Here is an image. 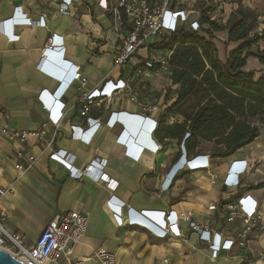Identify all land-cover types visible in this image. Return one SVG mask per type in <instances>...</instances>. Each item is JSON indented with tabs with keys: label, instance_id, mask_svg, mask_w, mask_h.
Listing matches in <instances>:
<instances>
[{
	"label": "crops",
	"instance_id": "obj_1",
	"mask_svg": "<svg viewBox=\"0 0 264 264\" xmlns=\"http://www.w3.org/2000/svg\"><path fill=\"white\" fill-rule=\"evenodd\" d=\"M60 1L0 0V129L7 126L10 130L39 133L19 140L10 139L0 131V187L12 188L1 199V207L7 214L6 228L24 234L26 242L31 244L50 217L69 210L84 211L88 214L87 229L82 239L72 246L70 256L73 260H84V264H99L89 259L96 250L113 253L119 264H164V259L167 264H243L235 248L216 251L199 237V232L206 229L220 233L224 238L233 235L234 222L227 221V211L222 209L228 201H236L246 212L264 209V186L250 189V185L264 182V133L227 157H210L209 169L184 168L168 187H165L167 175L185 158L178 141L165 139L162 147L155 150L133 141L126 130L147 137L149 143L152 140L158 142L155 133L149 131V122L128 117L127 121H117L113 127L105 124L111 112H124L128 116L142 114L138 104L127 98L126 92L115 94L110 100L103 96L94 99L95 104L87 115L97 119L100 125L89 142L71 137V125L89 126L78 112L79 95L95 88L109 89L118 79L130 76L133 67L145 60L149 50L139 49L129 66H115L116 42L104 8L105 3L113 0H75L68 15L58 12ZM194 2L174 0V5L189 11L190 15L197 13L191 9ZM17 9L34 21L43 16L44 23H13L10 30L18 38L10 39L4 21L20 17L16 15ZM227 17L222 24L227 23ZM187 20L188 17L182 27L186 28ZM214 34L213 42L220 59H226L228 51L241 43L228 41L226 29ZM52 35L59 37L60 43L49 47L47 39ZM47 47L60 60L79 69L85 80L84 86L77 81H68V78L57 79L38 67L44 62L48 68L63 74L64 66L57 70L49 63L44 52ZM243 70L251 71L253 75L259 73L261 77L264 76V63L250 56ZM142 79L157 90L155 96L162 108L166 109L175 101L178 86L171 83L169 73L145 75ZM43 90L52 96L53 120L57 125L49 119L41 99ZM151 117L160 118L156 113ZM183 119L181 114L172 112L167 115L165 124L172 125ZM123 129L131 138L124 144L116 141ZM203 146L204 142L199 141L191 154H206L213 150L203 149ZM17 151L24 156L18 158ZM60 151L72 153L75 156L73 165L78 169L99 157L102 171L109 180L116 182V187L108 188L105 181L97 182L87 176H69L68 165L56 154ZM27 155L35 156L33 167L25 171L16 169L14 164L17 162L26 165ZM236 159L251 164L246 183L239 189L223 184L231 161ZM109 198L121 205L123 223L120 226L106 206ZM142 210L175 213L180 236L159 237L150 229L127 222L131 213L142 214ZM188 211L191 215L186 217ZM148 219L159 225L154 219ZM190 221L199 228L192 229ZM249 247L244 258L256 261L257 238L250 239ZM58 263L67 264V261L61 257Z\"/></svg>",
	"mask_w": 264,
	"mask_h": 264
},
{
	"label": "built area",
	"instance_id": "obj_2",
	"mask_svg": "<svg viewBox=\"0 0 264 264\" xmlns=\"http://www.w3.org/2000/svg\"><path fill=\"white\" fill-rule=\"evenodd\" d=\"M74 1L61 0L58 12L62 15H68L70 12L69 7ZM104 8L110 18V30L116 42L113 51L114 65L118 67L131 65V60L138 55V51L141 48L148 49L149 54L139 65L133 67V73L130 76L118 79L111 88L102 89L101 91L95 88L79 95L77 100L79 105L78 112L85 118L89 126L84 128L79 125H71L70 135L79 140L89 142L100 125L97 119H93L87 115L91 106L95 104L94 99L103 96L110 100L115 94L121 92H126L127 98L138 104L142 110V114L135 113L128 116L124 112H111L105 124L113 127L117 124V121L125 122L129 119L128 117H131L130 119H135L142 123L149 122V131L152 132L151 134H154L159 119L151 117V114L156 113L160 117L165 113V109L159 105L158 99L155 96L157 90L149 81L143 80L142 77L160 72L170 74L168 61L171 50H160L157 47L163 44L168 35L183 26V22L189 16V11L178 9L174 5V0H113L112 3H105ZM16 15H20V17H11L4 21L5 32L10 39L18 38V35H14L10 30V26L13 23H25L27 25H40L44 23L43 16L34 21L31 17L21 13L19 9L16 10ZM222 23H225V21ZM156 36L164 37L160 41H154V37ZM47 43L51 47L53 44L60 42H57V36L52 35L47 39ZM59 46L61 48V45ZM49 47L44 51L47 56L50 53ZM61 62L65 67L62 75L48 68L44 62L39 63L38 67L53 77L68 78V81H77L80 83V86H84L85 80L81 77L79 69L75 68L71 63L63 62L62 60ZM51 97L46 90L42 91L41 99L45 102L46 109L49 112V119L52 120L53 124L57 125L56 121L53 120L54 110L51 106ZM0 131L5 133L10 139L17 138L19 140H24L28 135L39 134L36 131L10 130L7 126L2 127ZM131 132L135 136V138H132L133 141L140 142L144 146L154 148L155 150L162 147V142L160 141L155 142L152 140L149 143L147 137L136 136L134 131ZM127 135L126 131H121L116 141L122 144L126 143L131 139ZM181 147L186 162L176 165L173 171L167 175L165 187H168L173 178L184 168L209 169L211 166L209 158L212 156L219 157L216 152L187 156L183 145ZM56 154L63 158L68 165L69 176L73 178L87 176L97 182L105 181L108 188L114 189L116 187V182L113 179L109 180L108 175L102 171L103 165L99 157H95L83 169H78L73 165L75 156L72 153H67L66 151L61 153L60 151V153ZM16 155L18 158L24 156L21 151H17ZM35 160L34 155H27L25 166L19 162L15 163L14 166L18 170L25 171L33 167ZM232 163H234L233 170H228L226 177L223 179V184L227 187L239 189L246 183V178L251 172V164L247 165L246 161L242 159L231 161L230 164ZM237 172H241L238 176L240 180L238 185ZM212 179L214 181V175ZM8 191H12V188L0 187V249L9 252L25 264H59L58 261L61 257L65 258L67 264H84V260H73L70 256L72 255V246L78 243L85 235L88 223V214L86 212L69 210L50 217L38 234L35 242L29 244L26 242L24 234L10 232L5 226L7 214L5 209L1 207V199ZM106 206L114 222L118 226L122 225L123 219L120 215L121 205L109 198ZM222 209L227 211V221L234 222L233 235L224 238L220 233H211L209 230L204 229L200 230L199 237L208 242L209 246L216 251H231L235 248L243 264H257L258 261L260 262L259 264H264V209L246 212L239 207L236 201L232 200L223 204ZM141 213H131L127 222L150 229L159 237L167 235L180 236V228L175 213L167 214L165 211L154 210H142ZM164 215H169L170 224L166 223L163 228L155 225L148 219L150 217L157 221L158 224H161ZM190 215L191 212L188 211L186 217ZM189 225L192 229L199 228L192 221H190ZM252 237L257 238L258 241V258L256 261L244 258L245 254L250 250L249 241ZM89 259L99 264H119L113 253L104 250H96ZM164 264H167L166 259H164Z\"/></svg>",
	"mask_w": 264,
	"mask_h": 264
},
{
	"label": "trees",
	"instance_id": "obj_3",
	"mask_svg": "<svg viewBox=\"0 0 264 264\" xmlns=\"http://www.w3.org/2000/svg\"><path fill=\"white\" fill-rule=\"evenodd\" d=\"M257 17L240 5L226 24L202 17L197 30L178 28L157 47L171 50L169 78L178 86L175 101L158 120L155 136L160 142L176 139L187 156H193L199 141L208 142L211 145L203 149L213 148L210 152L227 157L260 135L251 120L264 124V76L255 79L251 71L243 70L250 56L264 63V49L258 47L264 41V30L261 34L255 31ZM225 29L228 41L241 43L222 61L213 40L216 31ZM254 46L256 51H252ZM172 112L181 114L183 121L165 124ZM263 186L264 182H258L250 189Z\"/></svg>",
	"mask_w": 264,
	"mask_h": 264
},
{
	"label": "rangeland",
	"instance_id": "obj_4",
	"mask_svg": "<svg viewBox=\"0 0 264 264\" xmlns=\"http://www.w3.org/2000/svg\"><path fill=\"white\" fill-rule=\"evenodd\" d=\"M188 1L192 0H184V3H187ZM240 5L242 8L254 11L258 14L255 31L261 34V32L264 30V0H195L191 9L195 10L197 13L190 14L184 26L188 30H192L194 28L195 30H197L198 22L202 17L216 21L218 23H222V20L227 15V20L235 15ZM194 20L196 21V23L192 24V21ZM207 26L208 25H203V27ZM199 34L202 35L203 33L199 31ZM162 37L164 36H156L154 37V41H160ZM258 47L261 50L264 49V41H260L258 43ZM256 49L257 46L252 47V51H256ZM221 60L224 61L225 59L221 58ZM259 76V73L254 74L255 79H258ZM251 121L258 126L260 134L261 132L264 133V124L260 123L256 118L252 119ZM204 145L207 148L211 144L205 142Z\"/></svg>",
	"mask_w": 264,
	"mask_h": 264
},
{
	"label": "water",
	"instance_id": "obj_5",
	"mask_svg": "<svg viewBox=\"0 0 264 264\" xmlns=\"http://www.w3.org/2000/svg\"><path fill=\"white\" fill-rule=\"evenodd\" d=\"M47 57H49V63L53 67H55L57 70H62V68H63L62 62L58 58L56 53L51 52V53H49V55ZM128 132L130 133V135L133 134L130 130H128ZM0 264H25V263L20 261L19 259H17L13 255H11L9 252L0 249Z\"/></svg>",
	"mask_w": 264,
	"mask_h": 264
},
{
	"label": "clouds",
	"instance_id": "obj_6",
	"mask_svg": "<svg viewBox=\"0 0 264 264\" xmlns=\"http://www.w3.org/2000/svg\"><path fill=\"white\" fill-rule=\"evenodd\" d=\"M57 78V77H55ZM57 79H60V80H63L64 78H57ZM128 130V129H126ZM125 130L123 129L122 132H124ZM130 134V133H129ZM131 138H135L134 134L130 135ZM183 163L186 162V158L182 159ZM233 166H234V163L230 164V167H229V171H232L233 170ZM241 174V172H237L236 175H237V179H238V176ZM240 180L238 179L237 180V185L239 184ZM167 215H164V219H163V222L157 226L163 228L165 226V224L167 223L168 225L170 224V219H169V215L166 217Z\"/></svg>",
	"mask_w": 264,
	"mask_h": 264
},
{
	"label": "snow or ice",
	"instance_id": "obj_7",
	"mask_svg": "<svg viewBox=\"0 0 264 264\" xmlns=\"http://www.w3.org/2000/svg\"><path fill=\"white\" fill-rule=\"evenodd\" d=\"M57 42H60V38L59 37H57ZM107 179V178H106ZM225 247H227V245H225Z\"/></svg>",
	"mask_w": 264,
	"mask_h": 264
}]
</instances>
